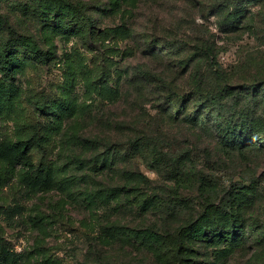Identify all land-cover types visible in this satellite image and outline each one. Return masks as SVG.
<instances>
[{
  "label": "rangeland",
  "instance_id": "obj_1",
  "mask_svg": "<svg viewBox=\"0 0 264 264\" xmlns=\"http://www.w3.org/2000/svg\"><path fill=\"white\" fill-rule=\"evenodd\" d=\"M216 1L0 0V54L19 60L11 75L0 68V82L16 87L18 110L59 126L34 157L35 165L43 156L55 164L50 190L26 196L19 181L26 169L16 167L14 177L0 162V237L23 264H157L149 244L126 230L174 236L209 204L230 201L238 209L248 198L254 203L242 232L188 256L195 264H264L257 231L264 226V147L231 150L211 122L188 119L194 103L180 117L164 105L171 90H189L194 66L212 88L227 78L233 86L264 78V1L243 4L252 32L237 29ZM85 72L93 74L89 87ZM105 85L119 97L103 98ZM36 94L66 106L41 117ZM255 117L264 124L263 103ZM23 125L19 114L1 115L0 141L17 142ZM138 138L145 148H132ZM146 202L156 209L144 210Z\"/></svg>",
  "mask_w": 264,
  "mask_h": 264
},
{
  "label": "trees",
  "instance_id": "obj_2",
  "mask_svg": "<svg viewBox=\"0 0 264 264\" xmlns=\"http://www.w3.org/2000/svg\"><path fill=\"white\" fill-rule=\"evenodd\" d=\"M248 1L251 0H217L216 8L225 14V17L237 22L239 24L237 29H244L242 26L245 25L252 32L254 31L251 26L253 25L252 21L243 8V4ZM59 16L60 21L63 18L72 22L65 14H59ZM86 21L89 25L93 24L90 18ZM72 24L73 22L69 26ZM178 44L179 42H172L168 47L171 51H176V47H179ZM210 53H212L211 50L202 49V54H205L208 60H213L211 64H217L216 57L214 58ZM16 62L19 60L13 52L7 55L0 54V68H3L8 75L12 74V67L18 64ZM82 67L83 65H80V69ZM200 71L199 67L197 69L196 66L192 69L187 84V87L189 85L187 92L176 94L177 92L174 90L170 91L164 103L167 111L180 117L186 113L188 105L194 103L195 110L185 115H188V119L192 123L211 122L216 126L225 147L231 150L239 149V151L264 147V124L259 122L258 117H255L258 104H264V93L259 96V92L264 91V78L249 86L230 85L226 82L228 81L227 78L225 82L216 88H212L201 80ZM219 73L218 69L214 71L216 75ZM84 76L87 87H89L93 81L91 80L93 74L92 72H85ZM16 92V87L8 81L0 82V116L4 113L7 116L19 114L24 118V125L20 127L17 142L0 141V162L11 166L10 170L6 169V174L11 173L14 177L16 167L22 166L26 169L24 173L19 175V181L23 185L24 194L29 196L50 190L56 183L55 164L45 160L43 156L39 164L35 165L34 157L37 153L46 152L59 126L55 122L40 121L27 110H18L19 105L15 101ZM98 93L103 98L110 100L116 99L120 95L115 87L109 85L100 87ZM33 100L35 109L41 117H50L66 106L63 101L48 104L42 96L37 94L34 95ZM143 141V138H138L130 144L132 148H145L146 145ZM132 176L139 178L140 174L133 173ZM253 203V198H248L247 203L238 209L234 208V204L230 201L222 206L209 204L198 218L182 225L174 236H166L149 228L144 230L128 229L126 231L142 244H149L157 264H195V260L188 255L196 253V246L207 242L226 241L231 239L236 232H242L245 227L243 224H246L245 209L247 206H252ZM147 205L148 202L144 205L146 211L156 209L155 202ZM218 220L223 221V223L218 222ZM254 223L256 227L258 224ZM222 225L225 228L229 227V229L223 231ZM258 229H261L258 241L264 244V226L257 227V231ZM23 261L24 258L12 250L8 243L0 237V264H23Z\"/></svg>",
  "mask_w": 264,
  "mask_h": 264
}]
</instances>
